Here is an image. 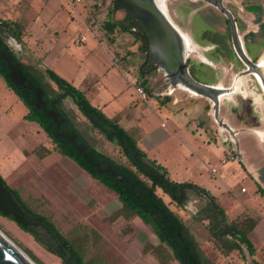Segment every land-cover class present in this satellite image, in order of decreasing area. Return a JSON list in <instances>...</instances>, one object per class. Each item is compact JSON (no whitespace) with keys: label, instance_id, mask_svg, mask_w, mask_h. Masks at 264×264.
Instances as JSON below:
<instances>
[{"label":"rangeland","instance_id":"obj_1","mask_svg":"<svg viewBox=\"0 0 264 264\" xmlns=\"http://www.w3.org/2000/svg\"><path fill=\"white\" fill-rule=\"evenodd\" d=\"M260 2L262 5L260 12L256 15L250 12L245 14L250 28L256 29L257 26L264 25V0H260ZM197 4H190V11L197 10L199 8ZM113 6V0L0 1V18L16 23L19 27L22 39V43H19L21 50L14 49L13 39L6 36L3 38L13 50L19 52L22 62L34 65H38L43 54L53 49L57 40L62 43L60 45L68 44L69 47L66 50L68 53L74 50L80 54L86 52L85 44L91 45L96 42L98 44L99 40L103 41L102 45L99 44L94 50L99 64H108L107 51L109 49L114 54H119L122 61L128 65L124 76L112 72L113 74L109 77L111 83L118 84L123 88L128 87L138 97L136 85L139 84V80L142 81V72L146 73L145 78L153 94L149 93L146 100L138 97L139 110L146 113V120L152 127L157 124L161 127V124L165 123L166 127L163 129L170 130L175 126L186 127L187 124L189 125L187 129L192 132V129L197 126L194 124L200 122L203 127L200 130L203 133L200 141L206 150L203 149L201 153H195L193 158L197 160V156H200L206 161L207 170H202L203 176L215 189L217 203L225 210L228 217L234 219L245 212L256 217H258V213L263 215L264 189L259 185L263 190L254 192L255 181L240 162L235 144L228 139L227 132L215 121L211 102L207 98L193 96L182 88L170 91V81L165 78L162 71L157 69L154 72H149L144 65L146 54L140 49L139 36L125 32L120 26L110 23L109 18ZM192 14L189 12L185 21L190 20ZM121 16H124V13L118 12L117 17ZM185 30L191 33L193 28L186 23ZM81 35H86L88 41L81 43V47H77L75 42ZM118 37H120V41H117ZM256 39V41H261L263 53V28L257 33ZM207 46V44H202L201 47L199 46L198 52L192 51L190 59L201 64L202 61L198 56L199 53L203 56V47ZM55 54V51L52 50V57ZM218 63V67L213 65L208 78L214 79L215 77V82H220L223 86H231L233 70H229L230 65L226 62ZM252 78V76L247 77V87L261 94V88ZM67 81L71 83L70 80ZM53 86L57 89L60 88L55 83ZM76 88L88 100L94 99L95 89L88 93L89 88L86 84ZM246 99H243L241 94H234L229 100L223 99L220 116L230 126L238 130L237 138L239 144L242 141L245 146L244 150H247V161L262 174L261 181L264 185V147H260L254 140L255 136L260 138L258 134H255L257 131H262L264 136V103L262 107L255 104L251 98ZM175 101L179 104H176ZM64 105L81 138L118 162L128 164V159L122 149L107 139L104 133L78 109L71 97L64 101ZM28 112L29 108L25 102L0 74V175L9 185L12 182L13 186H19L15 189L22 191L26 202L35 213L45 216L51 221L55 217L61 233L66 234L67 230L78 221V218L98 219L96 215L90 214L80 207L74 210L72 206L68 212H65L66 209L62 208V205L55 204L57 201L55 198L49 196L52 203L47 197V193L50 192L48 190L49 183L62 189L66 196H71L68 189L75 195L76 191L85 187L80 179L84 175V171L74 159L60 151L42 127L44 133L38 134V124L25 118ZM109 121L115 123V120L110 119ZM128 133L138 145L141 137L139 132L133 129ZM261 138L264 140L263 137ZM231 153L236 154L237 158L229 160L227 164H222V159L229 157ZM20 165L21 171L27 170L31 165L34 167L29 173L30 177L27 183L19 177L21 173L14 171ZM211 167L220 169L219 176L213 178L208 176ZM242 187L249 189L246 194L241 193ZM83 192L84 190H81L80 193L83 194ZM157 193L171 209L182 217L188 230L200 243L209 264H264V244L255 235L252 236L255 243L254 251L248 250L245 245H243L242 252L235 250L228 255L219 250L210 234L209 220L195 218L205 208L206 200L200 198L194 191H187L188 201L182 207L178 206L171 196L162 189L158 188ZM74 195L72 194V196ZM56 208H58V212L55 211ZM73 217L75 218L72 219ZM91 221L93 223V220ZM128 227L126 221L121 220L116 221L114 228L122 237L123 230ZM0 228L38 264H63V259L60 256L49 251L33 235L22 229L15 220L3 215L2 212H0ZM150 228L153 232L151 243L148 244L151 255L148 259L151 264L161 263L159 252L162 254L165 264H181L174 258L168 246L161 245V241L151 225ZM107 247L112 249L110 245ZM97 248L99 247L94 244L90 249L89 252L92 256L97 253ZM130 255H134L130 259L139 257L132 251L129 252Z\"/></svg>","mask_w":264,"mask_h":264},{"label":"trees","instance_id":"obj_2","mask_svg":"<svg viewBox=\"0 0 264 264\" xmlns=\"http://www.w3.org/2000/svg\"><path fill=\"white\" fill-rule=\"evenodd\" d=\"M112 14L113 7L109 18L111 24L120 26L125 32H131L139 36L141 41L140 49L146 54L145 64H147V62H149V40L146 33L133 17L126 16L114 21ZM18 29L19 27L16 23H11L0 18V40L2 50L13 56V60L19 63L23 73L36 87H40L44 90L43 98L46 101L47 108L59 112L65 120L57 124L53 119L46 116V112L43 109L37 108L35 91L14 84L9 78L10 67L6 60L1 57L0 74L7 80L8 84L17 92L21 100H23L29 108V112L26 114L25 118L37 122L61 152L74 159L92 177L117 193L123 206L120 210L115 212L112 216L113 219L122 214L138 215L147 224L153 227L161 241V245L168 246L174 258L181 264H209L200 243L188 230L182 217L171 209L165 200L157 193V189L160 188L170 195L168 189L164 186V182H167L175 189L176 193L184 192L182 201L178 200L177 195H170L178 206L182 207L188 201V190L194 191L200 198L206 200L205 208H203L195 218L209 220L210 234L214 238L216 246L223 254L228 255L235 250L242 252L243 245L250 251L255 250L249 234L257 225L259 220L258 217L245 212L235 219H230L225 210L217 203V197L209 190L193 182H176L172 180L168 170L156 160L148 158L146 152L137 145L128 131L120 126L119 123H116L118 121L117 118H108L102 111L93 106L75 86L60 77L52 69H42L39 65L22 62L19 54L15 52L3 38V36H6L11 39H16L18 43H22L21 34ZM120 59L122 61V58ZM155 69H157L156 65ZM144 73L143 71L142 74ZM52 82L60 88H55ZM147 83V80L141 82L139 80V84L148 90V94H153ZM69 97L74 100L78 109L83 112L88 119L89 113H96L101 119L105 120L106 123L118 130L117 134L109 135L106 131L98 128L92 122L104 133L109 141H112L122 149L128 159V164L118 162L80 137L76 126L72 122V117L67 112L64 105V101ZM110 119L112 121L115 120V123L109 121ZM72 134L76 135V142L80 144V146H83L84 150H81L75 143L69 140V136ZM126 145L131 146L135 150L138 160L150 169L151 174L144 172L136 166L131 158H129L128 151L125 148ZM96 163H99L102 167L112 166L114 171L122 176V179L108 173H100ZM0 178L3 185L10 191L26 214L46 221L56 230L57 234L62 239L63 245L70 249L73 256L70 261L67 262L63 248L57 244L48 231L33 225L24 226L19 224L22 229L33 235L34 238L43 244L49 251L60 256L63 259V264H98L99 261L102 260L100 253H96L94 256L86 259L90 254V242L100 241V234L79 224L69 231L68 236L62 235L51 221L44 216L36 214L30 208L17 189L12 188L1 175ZM259 189L263 190L260 186ZM9 217L15 220L12 216ZM146 249H149V245H147ZM159 254L160 262L165 264L166 262L163 256H161L162 254L160 252Z\"/></svg>","mask_w":264,"mask_h":264},{"label":"crops","instance_id":"obj_3","mask_svg":"<svg viewBox=\"0 0 264 264\" xmlns=\"http://www.w3.org/2000/svg\"><path fill=\"white\" fill-rule=\"evenodd\" d=\"M119 39L120 37H118L117 41H120ZM87 41L88 37L86 36V40L81 42L76 41L75 45L81 47V43H86ZM60 43V41H56L52 49L56 53L53 57L52 50L43 54V57L38 61L40 68H50L54 70L60 77L70 80L76 87L80 88L82 84H86L89 88V91H87L88 93L95 89L94 99H89L91 104L99 108L108 118H117L119 124L126 131H131L133 129L137 130L141 136L138 142L140 148L146 152L148 158L156 160L159 164L163 165L168 170L172 180L176 182H193L206 188L215 195V189L211 187L202 173V170H207L206 161L200 156H197V160L193 158L195 153H201L203 149L204 151L206 150L205 146H203L200 141L201 135L203 134L200 130H202L203 127L199 121L197 122L198 124H194V126H197L192 129V132H189V129H187V126H189L187 124L186 127L175 126V128H171L170 130L163 129L166 127L165 123H162L161 127L158 124L152 127L150 122L146 120V113L141 109L139 110L138 97L140 96L137 97L135 92L130 91L128 87L123 88L118 86V84L111 83L109 80V77L113 74L112 72L124 76L128 66L124 61H121L119 54H114L108 49L107 55L109 57V62L107 65H102L98 63L94 55V50L99 44L102 45L103 41L99 40L98 44L97 42L94 44L91 43V45L85 44L86 52L83 54L74 50L68 53L66 51L69 47L68 44L60 45ZM242 89L240 94L245 98H249L256 93L255 91L251 92L247 86H242ZM257 96L262 105L261 96ZM227 99L229 100L231 98ZM175 103L179 104L177 101H175ZM35 123L38 124L37 122ZM38 129L39 135L44 133L39 124ZM255 134H258L260 137L256 138L255 136V143L263 148L264 140L261 138L262 136L258 132H255ZM239 148L244 158V162L241 163L255 181L254 192H259V185L264 189L263 182L261 181L262 174L256 167L247 161V150H244L245 146L242 141H240ZM228 162L222 164H227ZM33 168V165H31L27 170L21 171L20 165L14 171L21 173L19 177L23 182L27 183L30 177L29 173ZM83 171L84 175H82L80 179L85 187L76 191L75 195L68 189L67 191L71 196H66L62 189L49 183L48 190L50 192L47 193V197L49 198L50 196L55 198L57 200L55 204L62 205V208L66 209L65 212H68L71 209L70 207L73 206L74 210L80 207L84 211L97 216L98 219H84L89 223L91 222L93 228L96 229L101 236V240L96 243V247H99L97 248V253H100L102 259L98 264H151L149 260L151 255L149 250L146 249L153 237L150 225L143 221L138 215L122 214L113 219L112 216L115 212L120 210L123 206L117 193L92 177L85 169H83ZM219 174L220 169L218 168V173L216 175L210 171L208 176L213 178L219 176ZM10 186L13 188L19 187L13 186L12 182ZM81 190H84L85 193H80ZM248 190V188H246V191L241 190V193L246 194ZM72 194L74 196H72ZM61 199L62 201H60ZM50 201L52 202L51 199ZM58 208H56L55 211H57ZM257 215L259 217L258 223L249 234V237L253 242L252 236L255 235L258 237V240L264 244V214L258 213ZM74 218L75 217L72 219ZM120 219L124 222L126 221V225L129 226L123 230L122 237L119 236V232L117 231V233L114 228L116 221H121ZM81 220L82 218H78V221L69 229H73L81 224ZM91 220H93V223ZM66 236H68V234ZM93 244H95V242L91 241L90 246ZM253 244L255 243L253 242ZM108 245L112 246V249L107 247ZM130 251L134 254L136 253L139 257L137 259H130L131 256H134H129ZM90 257H92L91 254L88 255L86 259Z\"/></svg>","mask_w":264,"mask_h":264},{"label":"water","instance_id":"obj_4","mask_svg":"<svg viewBox=\"0 0 264 264\" xmlns=\"http://www.w3.org/2000/svg\"><path fill=\"white\" fill-rule=\"evenodd\" d=\"M208 3L218 7L226 14H230L219 0H205ZM118 12H123L125 17H133L139 26L148 36L149 40V64H154L160 71L163 72L166 79L170 81V91L176 88H182L190 92L193 96L207 98L212 104V112L215 121L218 125L227 132L228 139L235 144L236 151L240 162H244L243 154L239 148L237 138L238 130L230 126V124L220 116L222 100L225 96L232 95L238 91V83L242 77L237 76L231 86H223L222 83L211 84L204 83L195 79L187 64V59L193 51L194 43L191 38L174 22L171 18L168 9L165 7V0H114L113 20L122 19L123 16L117 17ZM232 20V19H231ZM234 30L236 50L241 59L246 64H250L251 60L243 47L238 44ZM16 43L17 40L13 39ZM0 57L8 63L9 78L19 86L34 90L36 93V107L41 108L46 112V116L53 119L57 124H60L65 118L57 111L47 108L46 101L43 98L44 90L36 87L30 79L23 73L18 62L13 60L11 54L6 53L1 48L0 40ZM242 76V75H241ZM264 95V81L261 83ZM89 119L100 129L106 131L109 135L118 133L113 126L106 123L96 113H89ZM257 131V130H256ZM263 138V132L257 131ZM75 134L69 136V140L75 141ZM84 150L83 146H78ZM129 158L147 174H151L150 169L138 160L135 150L126 145ZM100 173H109L122 179L111 166L102 168L99 163H96ZM164 186L168 189L171 196H176L175 189L164 182ZM184 193L178 196V200L182 201ZM0 212L7 216H12L18 224L24 226H37L48 231L58 245L63 248L68 262L72 258L70 249L63 245L62 239L59 237L54 228H52L44 220L26 214L21 205L14 199L13 195L3 185L0 178ZM0 264H33L16 246H14L5 236L0 233ZM78 264V263H76Z\"/></svg>","mask_w":264,"mask_h":264},{"label":"flooded vegetation","instance_id":"obj_5","mask_svg":"<svg viewBox=\"0 0 264 264\" xmlns=\"http://www.w3.org/2000/svg\"><path fill=\"white\" fill-rule=\"evenodd\" d=\"M246 1H250V2L248 3ZM192 3H198L197 5L199 8L197 10L190 11L191 10L190 4ZM219 3L223 5V8H225L230 13L229 15L205 0H167V7L171 18L181 29L182 28L184 29L182 30L191 38L192 42L196 45L193 51L198 52L199 46L201 47L202 44L208 45L207 47H203L205 55L203 54L202 56L199 53L198 57L200 61H202L201 64L191 60L189 55L187 59L189 70L192 76L198 81L201 82L206 81L204 83L217 84L220 82H215L214 81L215 77L214 79H212V78H208V76L212 71V68L214 66L218 67L219 64L218 62L223 61L230 65L229 70H233L232 83L234 82L237 76L242 78L244 77L241 80L242 82L240 88L241 90L235 94H240L243 90L242 86L244 87L247 86L248 76H252L253 77L252 79L255 80L256 84L262 90L261 83L264 81V52L262 53L261 51V41H256L257 40L256 38H257V33L262 28L264 29V27L262 25V26H257L256 29L250 28V25H248L247 19L245 17L246 12H250L254 15L260 12L262 10V5L260 4L261 2L260 0H219ZM189 12L193 13L191 15V19L185 21V18ZM124 17L125 15L123 16V18ZM186 23H188L189 26L193 28V31H191V33L185 30ZM234 30L236 31L235 35L238 44H240V46L243 47V49L245 50V52L247 53V55L251 60L250 64H246L243 61V59L240 58L236 50ZM13 46L14 49L18 51L21 50L20 44L18 42L16 43L13 42ZM145 66L148 68L149 72H154L155 70L158 69V67L157 69H155V65L149 64V62H147ZM145 75L146 73L142 74V81L146 80ZM250 91L254 92L255 90L250 89ZM255 92L256 93L249 98H251L255 104L263 107V103H264L263 90L261 94H259L257 91ZM257 95L261 96L262 105ZM243 99L246 98L243 97ZM73 143H75L77 146H80V144L76 142V136H75V141ZM107 167L108 166H104L102 168H107ZM19 192L21 197L26 202V199L23 196L22 191L20 189ZM181 193H176V195L179 196ZM51 222L55 225L56 228L57 227L59 228L55 217ZM80 222L82 225L88 227L90 230L98 233L96 229L93 228V225H91V222L90 223L87 222L86 219L84 218ZM58 230L60 231L61 229L59 228ZM70 230L71 229H68L66 234H68ZM61 234L66 236V234L64 233ZM96 243L97 242H95V245ZM93 245H91V247Z\"/></svg>","mask_w":264,"mask_h":264},{"label":"built area","instance_id":"obj_6","mask_svg":"<svg viewBox=\"0 0 264 264\" xmlns=\"http://www.w3.org/2000/svg\"><path fill=\"white\" fill-rule=\"evenodd\" d=\"M84 40H86V36L82 35L80 38L77 39V42H81V41H84ZM136 92L140 96V98H142L144 100L148 99L149 94H148V92H147V90L145 89L144 86L137 85L136 86ZM229 157L222 159V163H226L229 160H235L237 158V155L234 154V153H231L229 155ZM211 172L216 175L218 173V168L217 167H212L211 168ZM242 191H246V188H242Z\"/></svg>","mask_w":264,"mask_h":264},{"label":"bare ground","instance_id":"obj_7","mask_svg":"<svg viewBox=\"0 0 264 264\" xmlns=\"http://www.w3.org/2000/svg\"><path fill=\"white\" fill-rule=\"evenodd\" d=\"M165 7L168 9V7H167V0H165ZM169 11V10H168ZM194 45V47L196 46L195 44H193ZM194 47H193V49H194ZM244 78V77H243ZM243 78H241V80L243 79ZM241 80L239 81V83H238V91L237 92H239L241 89V84H242V82H241ZM234 94H232V95H228V96H225V99H227V98H232V96H233ZM0 233L3 235V236H5L14 246H16L33 264H38L35 260H33L20 246H18L1 228H0Z\"/></svg>","mask_w":264,"mask_h":264}]
</instances>
